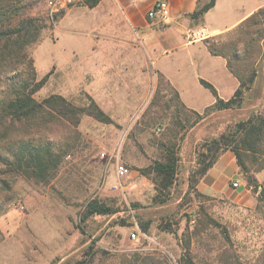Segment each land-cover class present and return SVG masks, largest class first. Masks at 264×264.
I'll use <instances>...</instances> for the list:
<instances>
[{"label": "rangeland", "instance_id": "rangeland-1", "mask_svg": "<svg viewBox=\"0 0 264 264\" xmlns=\"http://www.w3.org/2000/svg\"><path fill=\"white\" fill-rule=\"evenodd\" d=\"M23 1L29 5L22 16L47 21L39 40L26 48L36 80L50 71L33 97L41 101L56 93L83 106L87 92L111 122L87 114L72 128L58 119L50 121L40 132L64 152L55 174L47 181L4 176L8 186L0 185V264H71L82 257L89 258V264H178L184 251L197 264H264V205L257 199L246 206L208 196L198 190V183L191 188L188 180L203 142L233 132L250 116L264 115V45L256 57L254 88L244 92L240 105L209 110L199 118L157 69L169 57L160 50L152 53L154 65L127 21L114 19L102 30L106 14L81 0L57 13L49 26L43 4ZM78 6L82 8L65 14ZM151 21L153 30L166 26ZM232 36L243 37L240 32ZM97 43L115 45L116 50H106L102 61ZM232 94L224 83L220 97ZM192 96L197 108L214 101L208 89ZM204 109L196 112L203 114ZM4 129L10 135L21 133L18 123L8 129L4 122L0 132ZM169 142L178 149L177 175L168 201L157 204L152 176L141 170L160 158ZM256 156L264 160V150ZM118 159L125 174L114 190L110 186L117 182ZM247 163L254 169L250 156ZM93 198L116 211L83 219L84 205ZM141 223H147L146 230Z\"/></svg>", "mask_w": 264, "mask_h": 264}, {"label": "trees", "instance_id": "trees-1", "mask_svg": "<svg viewBox=\"0 0 264 264\" xmlns=\"http://www.w3.org/2000/svg\"><path fill=\"white\" fill-rule=\"evenodd\" d=\"M99 0H82L88 7H94ZM214 4V0H198L195 9L183 17L191 21V25H198L204 13ZM29 4L23 0H0V125L8 123V129L14 123L20 125L21 133L10 135L5 129L0 132V185L8 186L4 176L27 175L40 181H47L57 171L62 162L64 152L56 149L54 139L44 136L40 130L52 120L58 119L68 126L76 127L83 114L90 115L103 122H111V118L85 92L88 103L77 106L63 95L52 93L41 101H37L33 94L42 87L50 71L36 80L34 60L26 48L37 40L40 33L47 26V21L41 17L22 16ZM56 17L49 20V26ZM150 20V19H149ZM162 24V23H161ZM236 32L243 37L234 38ZM264 10L255 12L241 23L235 32H228L226 38L221 36L205 37L204 43L212 55L226 58L228 69L238 79V87L231 97L221 98L217 89L208 81L200 79V83L210 91L214 102L205 107L203 114L193 111L202 118L206 112L234 108L240 105L244 92L254 88L258 61L264 42ZM238 44H242L239 48ZM14 72L13 74H10ZM174 94L178 95L174 90ZM87 94V95H86ZM264 115L250 116L235 126L233 132H223L201 144L198 149L197 166L189 174L191 188H195L200 178L226 149L233 152L238 172L243 174L246 185L256 194L258 205H264V190L259 189V182L255 173L264 168V160L259 161L256 154L264 150ZM174 143L165 146V153L142 173L152 176L156 193L155 203H166L167 193L174 184L177 175L179 155ZM252 158L254 169L248 166L247 157ZM198 195H203L195 191ZM116 209L99 199H90L84 205L82 218L93 214H110ZM215 225L219 223L211 220ZM146 230L147 223H141ZM86 253V252H85ZM87 254V253H86ZM88 254H92L88 253ZM71 264H89V258L77 260ZM178 264H197L188 251H184L178 259Z\"/></svg>", "mask_w": 264, "mask_h": 264}, {"label": "crops", "instance_id": "crops-1", "mask_svg": "<svg viewBox=\"0 0 264 264\" xmlns=\"http://www.w3.org/2000/svg\"><path fill=\"white\" fill-rule=\"evenodd\" d=\"M157 1L167 2L169 13V20L164 22L166 26L159 31L151 28L154 23L149 20L147 15L150 7ZM197 1L99 0L96 6L90 9L95 10L98 14H106V23L101 24V29L102 27L105 29L108 26L107 22L114 19L127 21L136 39L143 42L149 56L154 58V65L156 57L152 53L155 54L160 50L161 56L169 57L167 63H163L165 65L157 69L177 91L180 100L195 111H202L210 104L203 108H197L194 103L195 97L192 96L195 92L203 93L206 89L200 83V79L210 82L217 89L219 97L224 83L228 84L230 93H233L239 82L228 69L226 58L212 55L208 51L204 43L205 37L188 40L184 32L189 28L202 29L207 38L208 36H224L228 32H235L241 27L244 20L255 12L264 10V0H214L213 6L204 13L201 22L192 26L189 19L183 15L192 12ZM74 8H82V6L71 7L65 14ZM263 41L264 38L261 43ZM97 49L104 61L106 50L115 51L116 46L112 44L98 45ZM255 177L260 184L259 189L264 190V169L256 172ZM236 180L239 181V185L233 187L232 183ZM197 186L199 191L208 196L224 197L233 203L246 206H253L256 203V194L252 193L250 187L241 177L235 156L229 149L219 155L215 163L200 178Z\"/></svg>", "mask_w": 264, "mask_h": 264}, {"label": "built area", "instance_id": "built-area-1", "mask_svg": "<svg viewBox=\"0 0 264 264\" xmlns=\"http://www.w3.org/2000/svg\"><path fill=\"white\" fill-rule=\"evenodd\" d=\"M37 2L43 4L46 15L49 20L53 19V15L61 12L64 9L69 8L72 4L79 2L81 0H36ZM148 17L153 20L154 22H166L169 20V13H168V4L165 1H157L155 2L147 12ZM186 37L188 40H195L201 37H207L206 33L202 31V29H187L185 32ZM105 153L102 152L101 156H104ZM115 171L117 175V182L111 184V189H118L121 185L120 178H122L125 174V168L120 163L119 159L115 162ZM233 187H237L239 185V181L236 180L232 183ZM135 234H132L134 237Z\"/></svg>", "mask_w": 264, "mask_h": 264}]
</instances>
